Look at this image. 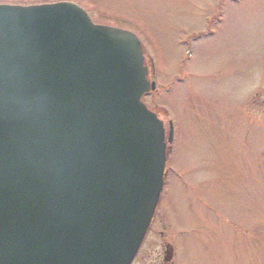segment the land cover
Returning a JSON list of instances; mask_svg holds the SVG:
<instances>
[{
    "label": "water",
    "instance_id": "95a60500",
    "mask_svg": "<svg viewBox=\"0 0 264 264\" xmlns=\"http://www.w3.org/2000/svg\"><path fill=\"white\" fill-rule=\"evenodd\" d=\"M148 75L77 4H0V264H132L173 140Z\"/></svg>",
    "mask_w": 264,
    "mask_h": 264
},
{
    "label": "rangeland",
    "instance_id": "374dc122",
    "mask_svg": "<svg viewBox=\"0 0 264 264\" xmlns=\"http://www.w3.org/2000/svg\"><path fill=\"white\" fill-rule=\"evenodd\" d=\"M57 2L137 36L158 91L142 100L166 138L172 123L164 190L132 264H164L166 244L172 264H264V0H0Z\"/></svg>",
    "mask_w": 264,
    "mask_h": 264
},
{
    "label": "flooded vegetation",
    "instance_id": "af4514ba",
    "mask_svg": "<svg viewBox=\"0 0 264 264\" xmlns=\"http://www.w3.org/2000/svg\"><path fill=\"white\" fill-rule=\"evenodd\" d=\"M144 59H145V55H144ZM149 75H150V72H149ZM148 75V76H149ZM150 80V82H155V80H154V78H150L149 79ZM156 84V83H155ZM158 91H157V87H156V89L154 90V91H150L149 93H146V95L143 97V98H145V97H147L148 95H155L156 93H157ZM148 107V106H147ZM149 109V108H148ZM151 110V109H150ZM152 111V110H151ZM152 112H154L155 113V111H152ZM157 114V113H156ZM157 116H158V114H157ZM171 125H172V123L171 122H168V131H170V127H171ZM173 141V140H172ZM170 144L171 143H168V145H167V147L168 146H170ZM165 186V185H164ZM159 206V205H158ZM157 209H158V207H157ZM157 209H156V212H157ZM156 212H155V214H154V217H153V219H152V222H151V225L153 224V222H154V219H155V216H156ZM151 225H150V228H151ZM150 228H149V230H150ZM149 230H148V232H149ZM147 235H148V233L146 234V237H147ZM146 237H145V239H144V241H143V243H142V245H141V247H140V249H139V251H138V253H137V255H136V258H135V260L137 259V257H138V255L141 253V251L143 250V247H144V243H145V240H146ZM165 255H164V258H163V261H164V264H172L173 262H174V256H175V249H174V247L171 245V244H166L165 245V253H164ZM135 260H134V262H135Z\"/></svg>",
    "mask_w": 264,
    "mask_h": 264
}]
</instances>
